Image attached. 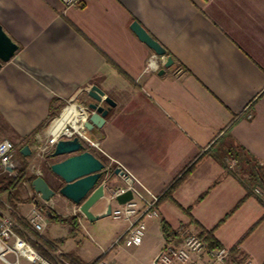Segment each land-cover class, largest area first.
Here are the masks:
<instances>
[{
    "label": "crops",
    "instance_id": "1",
    "mask_svg": "<svg viewBox=\"0 0 264 264\" xmlns=\"http://www.w3.org/2000/svg\"><path fill=\"white\" fill-rule=\"evenodd\" d=\"M134 22L173 59L169 68L134 33ZM0 26L18 46L0 67V143L15 146L12 164L0 166V177L10 181L24 171L43 177L57 192L45 202L22 182L0 195V212L16 213L29 223L42 204L62 218H75L61 224L44 215L46 227L39 234L52 243L65 240L57 252L45 247L55 264H69L66 255L85 264H118L111 256L114 248L108 251L111 246L85 243L95 222L59 194L64 184L50 167L66 157L48 158L53 150L40 151L67 107L80 111L92 103L93 86L116 106L102 128L88 132L100 150L85 144L114 169L107 173L105 199L92 212L106 213L113 191L125 185L113 175L115 169L161 197L207 154L159 203L160 217L146 221L145 236L162 235L150 262L167 243L180 245L186 228L198 236L214 230L223 248L236 247L246 261L264 264V198L243 177L227 174L223 164L230 160L228 152L241 148L264 169V0H85L67 10L61 0H0ZM152 58L155 65L147 70ZM85 118L77 111L71 124L78 126ZM26 146L28 157L21 153ZM162 221L179 235L167 240ZM128 226L124 221L118 238ZM17 232L25 240L32 236L23 227ZM212 262L205 253L196 264Z\"/></svg>",
    "mask_w": 264,
    "mask_h": 264
},
{
    "label": "built area",
    "instance_id": "2",
    "mask_svg": "<svg viewBox=\"0 0 264 264\" xmlns=\"http://www.w3.org/2000/svg\"><path fill=\"white\" fill-rule=\"evenodd\" d=\"M66 10L75 6H79L85 0H61ZM155 54L154 58H158ZM154 58L148 63L147 70H150L155 65ZM164 61L167 57H159ZM74 106H69L71 108ZM76 108V107H75ZM77 110V108H76ZM78 113L81 111L86 114V109L82 108L77 110ZM72 115L69 122L60 127L55 133L54 130L57 128V124L60 119L55 120L52 123L50 137L46 145L41 147V154L46 155L54 150V147L60 139H73L78 137L80 141L87 144L90 148H96L100 150L99 143L92 141L88 136V131L84 127V121L77 126V124H71L73 118ZM15 146L12 142L5 140L0 143V166L3 169H8L14 159ZM236 164L230 163V168L234 169ZM109 172V168L107 169ZM123 171V169H122ZM123 175H120L125 185L117 188L111 194L109 203L112 204L111 216L115 220H124L128 222L129 226L126 232L119 239L125 241L126 246H138L143 242L147 225L146 221L156 219L160 217L159 213V202L160 196L155 195L148 189H146L135 177L129 175L123 171ZM131 191L133 193V199L123 205L116 203V198L119 195ZM114 203L116 206H114ZM29 223L35 229L36 232L41 233L46 227L45 216L42 212L35 211L29 218ZM21 227L15 221V219L9 214L0 212V260L11 264L7 256L15 255L18 258H29L31 254H37L32 246L23 239L17 232ZM182 243L176 245L173 243H167L165 248L160 253L159 264H196L202 259L205 253H208L212 258L211 264H232L230 261V249L221 248L215 251L209 252L204 241L195 233L191 232L186 228L181 229ZM39 255V254H38ZM40 257V256H39ZM37 263V262H36ZM45 263H48L47 261ZM49 264V263H48ZM96 264H116L113 262L102 260ZM244 264H253L246 261Z\"/></svg>",
    "mask_w": 264,
    "mask_h": 264
},
{
    "label": "water",
    "instance_id": "3",
    "mask_svg": "<svg viewBox=\"0 0 264 264\" xmlns=\"http://www.w3.org/2000/svg\"><path fill=\"white\" fill-rule=\"evenodd\" d=\"M131 29L154 53L159 57H166L165 49L153 39L148 32L138 23L134 22ZM18 51V46L9 38L3 28L0 26V67L2 63L9 62ZM166 68L173 64V59H167ZM160 74H163L161 71ZM93 100L86 108V120L84 127L88 132H93L96 128H102L106 122L112 107L116 103L107 97L99 87L93 86L89 92ZM22 155L28 157L31 150L28 146L21 151ZM50 158L66 157L61 162L51 165V172L57 176L63 186L58 190L59 194L73 202L79 207L80 212L90 221L96 222L101 218H106L112 214V204L109 203L106 213L95 215L92 209L107 195L111 177L107 176L108 170L105 163L97 158L78 137L73 139H60L56 143ZM121 168L115 169L113 175H123ZM33 190L41 196L45 202H49L55 195L56 191L50 187L47 181L38 176L32 182ZM133 199V193H126L117 196L116 203L119 205L126 204ZM41 257V256H40ZM41 259L46 262L42 257ZM159 257L154 264H159ZM35 264H45L38 261Z\"/></svg>",
    "mask_w": 264,
    "mask_h": 264
},
{
    "label": "trees",
    "instance_id": "4",
    "mask_svg": "<svg viewBox=\"0 0 264 264\" xmlns=\"http://www.w3.org/2000/svg\"><path fill=\"white\" fill-rule=\"evenodd\" d=\"M50 156V155H49ZM48 156V158H50ZM207 154H204L200 158H198L182 175H180L175 181L170 185L169 189L160 197V202L168 199L171 197L172 193L191 175V173L195 170V168L201 163L202 160L206 158ZM228 157L232 160H237L238 165L235 169H231L230 165L227 161H224V169L227 174H233L236 177L241 176L244 169L253 170L252 174H250V177H252V180L258 181L261 183V185L264 187V169L260 167L258 161L252 157L247 151L244 149H236L228 152ZM100 158V157H99ZM101 161L104 163V160L101 158ZM113 168H109V171L113 172ZM255 171V172H254ZM257 173V174H256ZM242 177V176H241ZM37 178V176L34 175H28L26 172H20L16 175L12 180H8L5 177H0V195L4 194L5 192H8L10 189L16 188L19 184L22 182H28L30 185H32V182ZM254 178V179H253ZM223 179V176H221L214 184L216 186L218 183H220ZM209 192H206L201 199H203ZM11 195V193H10ZM262 203V202H261ZM241 204V203H240ZM239 204V205H240ZM263 204V203H262ZM264 205V204H263ZM37 208L41 211L47 214V218L52 220L56 223L61 224H71L75 220V218H62L58 216L52 209L47 207L46 205L38 204ZM13 218L17 221V223L23 227L24 229L28 230L33 236L36 238L37 241H29L32 246V248L45 260L49 261L52 264H55L54 260L50 257L49 253L45 250V247L53 252L58 251V246L61 245V243H64L65 240L61 239L54 243L47 241L45 238H43L39 233L35 232L32 229V226L24 219L19 217L16 213H13ZM162 231L165 236V238L168 240L173 236L179 235L177 231H173V229L165 222L162 221ZM199 237L204 241V243L207 246V250L209 252L215 251L218 249L223 248L220 243L216 240L214 237V230L213 231H206L202 230ZM65 259L68 261L69 264H85L81 259L74 257L72 255H66ZM102 260L96 261L94 264L100 262ZM230 261L232 264H244L246 262V258L243 257L240 253V251L235 247L230 250Z\"/></svg>",
    "mask_w": 264,
    "mask_h": 264
},
{
    "label": "rangeland",
    "instance_id": "5",
    "mask_svg": "<svg viewBox=\"0 0 264 264\" xmlns=\"http://www.w3.org/2000/svg\"><path fill=\"white\" fill-rule=\"evenodd\" d=\"M226 161L228 162L229 165L230 163L236 164L234 169L238 165L237 160L230 159ZM252 171L253 170H249L248 168L244 169L241 176L243 177V179L247 181V183L252 188L256 189L259 193H261V195L264 198V187L261 185L260 182L252 180V177H250V174H252ZM19 191L20 190L18 189L16 193H19ZM114 206H116L115 203H114ZM42 213L45 216H47L46 213L44 212ZM123 225H124V220H115L113 219L112 216L101 218L99 221L95 222L93 226H91L92 230L90 232L92 234V237L90 236L85 237V243H87L88 241L93 243V241L95 240V242L101 243L103 246L107 245V248L111 246L108 249V251H111V249L114 248V250L111 251V256H114V257L116 256V260L118 264H154V261L150 262V256H151V253L155 250L157 242H159L160 239L162 238L160 231H157L156 233L151 232L150 234L147 232L146 236L144 237V242L142 246L128 247L126 246L124 240L120 241L119 240L120 238H118L120 229L122 228ZM30 235L32 236L26 239L29 244H31L29 241H35L36 239L33 236V234H30ZM84 235L86 236V234ZM7 259L11 264H35L25 258H20L17 261V257L14 255H8ZM47 262L50 264L49 261ZM0 264H7V263L0 260Z\"/></svg>",
    "mask_w": 264,
    "mask_h": 264
},
{
    "label": "bare ground",
    "instance_id": "6",
    "mask_svg": "<svg viewBox=\"0 0 264 264\" xmlns=\"http://www.w3.org/2000/svg\"><path fill=\"white\" fill-rule=\"evenodd\" d=\"M72 115H74V116L77 115V110H76L75 107H71V108H68V109H67L66 113L64 114L63 119H61V120L58 122V124H57V128H56V130H54V132L56 133L57 130H58L60 127H62V126L64 125L65 122L69 121ZM28 260H29L30 262H33V263H36V262H38V261H41V262L45 263V262L41 259V257H39L38 254H31V255H29ZM45 264H48V263H45Z\"/></svg>",
    "mask_w": 264,
    "mask_h": 264
}]
</instances>
